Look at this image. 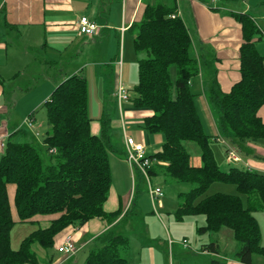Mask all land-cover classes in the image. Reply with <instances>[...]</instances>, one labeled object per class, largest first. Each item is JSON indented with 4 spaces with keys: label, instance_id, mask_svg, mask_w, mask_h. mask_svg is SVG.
<instances>
[{
    "label": "trees",
    "instance_id": "obj_1",
    "mask_svg": "<svg viewBox=\"0 0 264 264\" xmlns=\"http://www.w3.org/2000/svg\"><path fill=\"white\" fill-rule=\"evenodd\" d=\"M162 1L164 4L158 3ZM177 14L176 0H157L147 3L141 19L129 27L138 57L135 97L129 101L133 109L150 113L143 118V129L160 133L165 139L161 150L148 156L152 161L148 176L150 180L161 176L172 184L190 185L189 191L177 196L180 203L176 220L204 216L205 226L197 228L199 235L229 230L238 244L234 260L251 264L254 255L264 256L259 225L253 216L264 213V173L235 167L220 170L211 149L212 137L203 131L191 92V82L200 72L198 59L189 32ZM229 15L240 27L239 79L223 93L214 78L207 99L218 110V131L236 146L231 145L237 153L252 154L247 144L264 140V122L259 115L264 106V58L256 49L263 35L250 14ZM44 108L49 130L41 147L29 139L24 129L10 134L3 144L0 264H40L36 249L49 254L56 238L66 229L80 228L96 219L112 224L122 213L121 209L104 211L111 187L110 120L102 115L99 132L92 130L86 79L74 74L63 80ZM213 138L216 141L217 137ZM184 142L198 146L200 166L192 164ZM214 183L233 185L245 201L224 194L202 198ZM10 187L15 218L8 195ZM16 224H30L37 229L21 241L17 250H12L10 232ZM201 247L216 256L211 264H226L219 258L218 242ZM128 249L126 237L105 233L97 239L84 264H128Z\"/></svg>",
    "mask_w": 264,
    "mask_h": 264
},
{
    "label": "rangeland",
    "instance_id": "obj_2",
    "mask_svg": "<svg viewBox=\"0 0 264 264\" xmlns=\"http://www.w3.org/2000/svg\"><path fill=\"white\" fill-rule=\"evenodd\" d=\"M156 1L151 0L150 2L156 3ZM204 2L210 8L215 9L216 6L209 5L211 0H204ZM158 3L164 4L163 1ZM216 4L224 9L238 13H242L241 11L245 9V6L250 5L248 14H251L255 18L264 15V0H223ZM220 13L221 15H228L225 12ZM257 22L259 27L264 31V20H257ZM99 27L102 28L103 26ZM83 39L86 40L85 38ZM256 49L264 58V35L263 39L257 43ZM16 54L19 56V59L21 58L23 60V65L18 70L14 81L6 82L5 84L7 102H10L11 108L17 111L14 116L15 119L21 110L28 109L27 111H29L23 116L22 121L28 118L27 115L34 114L35 120L32 124L39 134L36 142L38 146H42V140L49 130L44 104L49 99L57 84L61 83L60 81L66 79V77L68 78L75 69L81 68L83 70L81 73L87 82L88 115L94 122L92 130L99 132L98 122L102 115L109 118L108 137L111 150L108 151V162L111 174V187L104 208L108 211L112 209V212L119 209L118 196H121L125 191V180L119 165L123 163L129 176V190L133 188V195L130 199V202L131 200L133 202L129 206L128 213L111 233L126 237L129 240V249L125 253L128 264H211L214 257L211 255L209 257L202 255L201 246L212 242L219 243L221 256L235 261L234 254L237 252L238 244L234 241L229 230L224 229L216 235H199L197 228L205 226L204 216H186L180 221L176 220L175 211L178 203H180L177 196L179 193L189 191L191 188L190 185L172 184L168 180H164L161 176L150 180V183L154 187L158 186L162 188L163 192V197L155 202V210L149 198L146 182L141 177L135 174V185L131 187V172L125 157L126 151L123 145L121 125L120 127L117 126V120H120V115L118 114L119 110L113 94L115 75L118 74V77L124 85L123 88L128 92L129 98L132 99L135 97L133 90L138 82V57L134 52L132 36L130 34H127L120 42L116 36L110 37L105 31H102L99 35L92 38V40L73 44L66 52H36L33 48L32 52H16ZM171 76L174 80L175 74L173 71ZM192 82L191 92L195 95L194 104L196 111L204 133L212 137L211 149L220 170L226 172L233 167L245 169L243 165L245 163L250 165L251 161L253 163L264 162L261 159L262 157H254L252 156L253 154H246L244 152L237 153V156L241 160L240 163L232 164L228 161L225 152L226 145L223 144L222 140L226 144L228 143L227 145L229 147L233 145L230 144L229 139H226L222 133L215 129L209 116L200 107L199 97L201 94L199 79L194 78ZM128 102V106L130 107V101ZM209 108L216 125L218 110L212 104L209 105ZM125 110L126 104H123L122 112ZM142 120V117L124 118L126 137L133 138L135 142L142 144L147 155H154L161 150L165 141L164 136L160 133H148L145 131L142 126ZM22 121H17L19 125L21 124V127ZM12 123L15 125L14 120H10V125ZM22 129L29 130L26 126ZM213 137L219 138V141H213ZM259 144L263 145L264 140H260ZM183 145L189 153L192 163H199L200 150L198 146L193 142H184ZM43 157L46 161L47 158L45 156ZM252 170L255 171L253 168ZM8 194L13 217L15 218L13 192L11 188L8 189ZM215 194L239 196L243 202L245 201V197L239 194L233 185L223 183L212 184L202 198ZM160 204L162 207H159ZM114 207L117 208L113 211L115 209ZM127 208L128 204L122 208V212L125 213ZM253 216L258 221L259 228L263 234V240L261 241L263 243L264 222L262 220H264V213L257 212ZM29 229H33L34 231L37 229V226L17 225L12 231V240L14 242L16 241V232L19 230H23L22 233L25 234ZM95 247L96 244H93L81 249L69 261L68 259L71 258V255H59L54 251V248L47 253L54 255V261L61 257L65 258L60 264H84L89 251ZM36 251L40 259L43 251L40 249H36ZM254 258L255 262L264 257L255 256ZM40 261L42 262L41 259Z\"/></svg>",
    "mask_w": 264,
    "mask_h": 264
},
{
    "label": "crops",
    "instance_id": "obj_3",
    "mask_svg": "<svg viewBox=\"0 0 264 264\" xmlns=\"http://www.w3.org/2000/svg\"><path fill=\"white\" fill-rule=\"evenodd\" d=\"M150 1L151 0H146L145 2L144 0H0V79L3 81V84H0V144H4L10 134L25 127L24 121H22L24 118L23 116L29 112L27 111L28 109L21 110L15 119L14 116L17 111L11 108L10 102H7L8 99L6 96L5 84L6 82L14 81L18 70H20L23 65V60L18 58L19 56H17L16 52H32L33 48L36 52H66L73 44H78L90 39L92 40V38L99 35L102 31H105L110 37L116 36L119 38L120 42L127 34H130L133 43L134 37L130 32L129 27L141 19L144 6L147 3H150ZM219 1L221 2L223 0H211L209 5L216 6L215 9H212L204 2V0H176L177 16L182 19L189 32L199 63L200 72L198 77H196L200 81L199 88L201 95L199 97V104L211 119L215 129L217 128L210 113L207 99V92L210 88V83L215 78L221 91L226 93L239 79L237 52L240 44V27L229 15V13L238 12L224 9L216 4ZM249 9L250 5H247L241 12L243 13L247 11L246 13L248 14ZM220 12L228 13V15H221ZM82 16L87 17L97 25L98 31L93 37L89 38L79 33L77 22ZM252 17L257 25V20H264V15H260L257 17L258 19L254 16ZM99 26L103 27L101 28ZM122 28H124V31H122ZM259 29L262 35H264V31L260 27ZM81 72H83L81 68L75 69L69 76L74 74L82 75ZM114 80L115 85L113 88V94L115 97L119 85H122L123 87L124 85L118 77V74L115 75ZM192 84L193 82H191V86ZM123 104H126V110L124 112L121 111L123 119L125 117L145 118L150 114L146 110H135L131 106L129 107V102H124ZM116 105L118 107L117 101ZM118 114L120 115V112H118ZM259 115L264 122V106L260 109ZM10 120H14L15 125H13V123L10 125ZM30 120L34 122V114L31 115ZM17 121H22V127ZM120 125L121 116L120 120H117V126L120 127ZM25 131L29 135V139L37 142L39 134L34 127ZM35 134H38V138ZM21 138L22 135L16 137V140ZM263 145H260L259 142H257L255 144H247V147L253 152L252 156L264 158ZM2 151L3 150L0 148V155L2 154ZM192 164L194 166H200V162ZM119 165L125 180V191L121 196H118V204L121 211L122 208L128 204L127 210L125 213L122 212L120 217L112 224L96 219L88 222L80 228H68L63 231L56 238L54 251L57 252V248L61 246L65 237L71 236L78 251L74 255H71V258H69L68 261L76 256L81 249L96 244V241L100 236L114 230L123 217L128 213L129 206L133 202V200L130 202L133 195V188L129 190V176L125 165L123 163H120ZM250 166L256 172L264 173L263 161L258 163H253L251 161L249 167ZM132 177L131 173V187L135 185ZM11 189L13 192V188ZM152 207L155 210L156 205L154 207L152 204ZM159 207H162V205L160 204ZM116 208L113 209V211L116 210ZM104 211L112 212V209L108 211L104 208ZM262 221L264 222V220ZM17 225L19 224H16L14 227ZM31 226L33 227V225ZM13 229L10 232L11 249L17 250L21 241L33 232V229H29L25 234L22 233L23 230L16 232L15 242L12 240ZM20 234L22 235L20 236ZM262 238L263 234L260 230V244L264 246V241L261 243L263 240ZM201 253L208 257L209 255L212 257L215 256L209 252L203 251L202 248ZM58 254L67 255L61 253ZM255 256L258 255L252 257L251 264H264V258L254 262ZM40 257L42 264H46L49 258L52 259V261L47 264H60L65 260V258L61 257L54 261V255L45 254L43 252ZM219 258L224 259L226 264H240L225 256H220Z\"/></svg>",
    "mask_w": 264,
    "mask_h": 264
},
{
    "label": "built area",
    "instance_id": "obj_4",
    "mask_svg": "<svg viewBox=\"0 0 264 264\" xmlns=\"http://www.w3.org/2000/svg\"><path fill=\"white\" fill-rule=\"evenodd\" d=\"M217 1V0H214ZM172 18H175V16H172ZM77 28L81 35L87 36V37H93L97 31L98 27L97 25L90 21L87 17H80L77 22ZM122 31H124V28H122ZM115 98L118 104L120 116H121V130L123 134V145L125 148V157L128 162L130 171L132 173V180L135 182V174L141 177L145 182L146 186L148 187V194L151 199V202L153 206L155 207V202L159 201L160 198L163 197L162 189L158 186H153V184L150 183V178L148 176V171L150 170L152 161L148 158V155L145 152L144 146L140 143L135 142L133 138L126 137V127L125 122L122 116V109L121 105L124 102L129 101V95L127 90L123 88L122 85H119L117 88V91L115 93ZM24 125L27 127V129H32L33 124L30 119H26L24 121ZM37 137L38 134H35ZM216 141H219V138L216 139ZM223 144L226 145V155L228 158V161H230L232 164H238L241 162L240 158L237 156V151L229 147L223 140ZM0 148L3 149V144H0ZM245 169L251 170L249 165L247 163L243 164ZM134 184V183H133ZM185 244V242H183ZM78 251V248L75 246L73 239L71 236H67L64 238L61 246L57 248V252L61 254H67V255H74Z\"/></svg>",
    "mask_w": 264,
    "mask_h": 264
}]
</instances>
